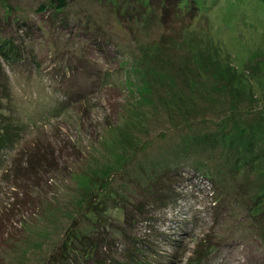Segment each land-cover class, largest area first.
Here are the masks:
<instances>
[{"label":"rangeland","instance_id":"1","mask_svg":"<svg viewBox=\"0 0 264 264\" xmlns=\"http://www.w3.org/2000/svg\"><path fill=\"white\" fill-rule=\"evenodd\" d=\"M47 1H0V264L148 187L155 264H264V0Z\"/></svg>","mask_w":264,"mask_h":264},{"label":"trees","instance_id":"2","mask_svg":"<svg viewBox=\"0 0 264 264\" xmlns=\"http://www.w3.org/2000/svg\"><path fill=\"white\" fill-rule=\"evenodd\" d=\"M0 1L11 7L8 0ZM146 1L139 0L140 4L143 3L144 5ZM68 3L69 0H48L47 3L40 5V9L46 11L50 5L56 11H61L68 6ZM180 4L182 2L178 5L180 6ZM6 44L7 40L0 37L1 52H3L2 46ZM3 98L4 96L0 95V102ZM1 112L0 105V147H3L7 144L9 137L8 133L5 132V129H8L7 124H1L2 118H4ZM170 177L167 180L169 188L176 185L175 177L178 176L174 174ZM148 190L152 191L149 195L145 194V198L148 199L139 198L140 200L132 205L118 203L114 199L113 193H110L109 196V202H112L110 204L106 200L108 195L104 199L97 194L89 198L85 214H83L84 224L80 223L79 220L75 221L67 229L62 242L45 258L46 263L43 264H155L150 259L149 254L156 249L157 243L155 239L154 241L151 240L150 236L139 229L137 225L149 219L147 207L150 205L153 207L162 206L165 204V199L161 198L173 195L176 189L164 190L157 187L155 192L153 188L148 187ZM102 194L104 196L107 192L104 193L103 191ZM111 209L124 211L123 222H119L114 216L108 215L107 212ZM117 235H120L121 240L124 241L120 249H118V244L121 240Z\"/></svg>","mask_w":264,"mask_h":264}]
</instances>
